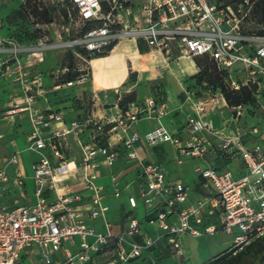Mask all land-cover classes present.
Returning a JSON list of instances; mask_svg holds the SVG:
<instances>
[{
  "label": "built area",
  "instance_id": "built-area-1",
  "mask_svg": "<svg viewBox=\"0 0 264 264\" xmlns=\"http://www.w3.org/2000/svg\"><path fill=\"white\" fill-rule=\"evenodd\" d=\"M69 1L82 31L66 46L98 56L131 38L143 42L147 51L162 54L167 67L181 59L208 56L230 76L227 84L232 89L256 87L258 107L250 115L255 116L256 110L264 115V33L243 29L254 2ZM6 43L8 49L0 48V54L8 56L0 61V77L20 85L21 99H14L2 117L13 120L26 115L31 130L24 150L40 158L27 176L20 159L24 150L0 155V264H25L34 257L44 264H97L100 258L107 260L104 264H130L149 257L155 263L157 251H167L182 263L187 259V235H232L234 254L264 238V126L252 123L243 129L238 125L246 106L231 108L221 89L197 91L178 81L179 110L191 109L185 119L186 136L162 123L171 110L152 92L125 108L120 106L119 93L115 103L67 120L63 110L36 103L46 100L49 89L59 93L88 82L91 70H81L73 81H55L46 90L41 73L31 78L36 61L23 62L18 56L23 51L32 55L43 51L26 50L14 40ZM224 108L232 109L228 119ZM215 112L221 114L220 129L211 120ZM145 121L158 125L145 131ZM257 136V141L245 142ZM162 145L175 149L179 164L186 157L199 161L196 172L204 193L200 200L189 204L192 186L172 178L160 161L149 159L150 155L142 158L138 152L142 147L152 154V149ZM237 160L243 174L221 167ZM129 169L137 170L136 177L124 184ZM27 178L32 181L31 192ZM102 178L109 180L115 199L125 195L127 200L126 223L118 233L112 230ZM5 195L11 196L9 202L4 201ZM140 201L146 209L143 221L135 214ZM93 222H102L107 232H97Z\"/></svg>",
  "mask_w": 264,
  "mask_h": 264
},
{
  "label": "rangeland",
  "instance_id": "rangeland-1",
  "mask_svg": "<svg viewBox=\"0 0 264 264\" xmlns=\"http://www.w3.org/2000/svg\"><path fill=\"white\" fill-rule=\"evenodd\" d=\"M17 1L18 0H0V10H9V13L7 15H3L2 17H0V48L8 49L10 44L6 43V40L9 39L14 40L17 44H19L26 50L31 47L35 49L34 51H43L41 52L42 54L37 55H32L30 52L23 51L18 55L23 62H28L29 60L36 61V64L33 65L34 67L31 72V78L34 75H38L39 73H41L43 79L52 78V82L55 83V81H59L64 78L65 74L68 72H72L73 74L78 73V77L81 70L90 69L89 60L94 56H91L88 52L87 54H81V47L66 46V43L68 41L74 40L80 35L82 31V28L79 27V25H77L75 22V17L72 15V8L68 5L67 2L68 0H32V4L36 3L37 5H40L42 7H48L49 9L54 10V22L48 25L42 24L40 22L35 23L37 22V19L34 16L29 17L30 21H22L20 19H16L13 15V12L23 8L22 4L20 5L16 3ZM234 1L239 3V0ZM64 6L68 10V17L63 15L61 12V9ZM243 29L246 32H264L263 5L261 7V12L255 13L254 9H251L244 23ZM31 35H34V37L37 36L39 38L29 39L28 37ZM7 57L8 56L6 54H0V61L5 60ZM42 57L43 60L40 61L39 58ZM180 62L185 63L186 65L195 66V69L192 71L190 70V72L196 73H194V75L186 76L184 82L185 86H189L190 89H195L198 91L201 88H208L209 90H212V88H216V86L218 85V82H216L217 80H214L213 77H210L213 75V72H210L208 70L205 71L207 68L209 69L211 67L210 62L206 58L201 57L193 61L182 59L178 61V63ZM202 72H204V74ZM197 78L199 79V82L196 81L191 85H186V83H190L191 80ZM210 78L213 79V81ZM235 79L236 76L233 74V80ZM5 81L0 77V108H7L9 106L11 98H9L8 96L10 95L12 96V99L13 97L21 99L19 98L21 97L20 85L16 82L9 85L7 84L8 82ZM84 84L85 83L81 85H75L71 88L64 89L59 93L53 94L55 98H52V100L54 101L59 100L58 102L63 103L70 101V106H68V108L70 110V115L73 118H67V120L82 118L86 115L91 114L92 112L95 113L100 109L104 102L101 98H99L100 96H95L94 93L83 88ZM170 84L172 87H170L169 90L171 89V91L174 92V90L177 89V85L172 81ZM148 85L152 86V84ZM143 87V85L138 87L137 94L140 101L143 94ZM162 90L166 92L167 102V88L162 86ZM127 94L128 93H124V96H126ZM118 96L119 95L117 94L116 96H114V101H117ZM178 97L180 99L182 98L181 93L178 94ZM161 99H163V97L159 96V100ZM261 100L262 102H264V97ZM170 104L172 105V102H170ZM222 111L224 112L225 117L228 119L230 117L232 109L230 110L224 108ZM255 113V116H251L249 114V110H246L238 125L243 129L249 128L250 124L252 123L264 126V115L260 110H256ZM20 120L18 121L21 123L16 121L15 126L0 121V134L2 135V137L0 138V155L3 157H8V155H10L13 150H15L17 144L19 145L18 148L23 150V147L25 145V137L29 131L30 126L27 121ZM211 120L216 129H220L223 127L220 112L213 113L211 115ZM231 128L234 129V126H231ZM257 139L258 136L252 139H245V142H255L257 141ZM174 150L175 149L172 147L163 149V145L160 147L158 146L155 149H152V152L154 153L156 158L153 159L152 157H149V159L160 161L171 173H180L181 171L186 176L192 175L194 173L195 167L199 164V161L197 159L186 157L183 158L182 163L179 164L178 160L175 158L176 154ZM23 152L24 168H26L28 174L31 175V164L40 158V154L29 152L27 150H24ZM236 163L237 164L235 167L238 168L239 166H242L239 160H237ZM201 165L204 166V164L202 163ZM243 168L245 169V167ZM135 214L138 219H142V221L143 219H145L146 209L141 201L139 202V209ZM224 237H229V235L221 232L216 233V235L214 236L204 235L203 239L201 238V250H204L207 246L209 247L211 243H214L213 246H215L216 248L223 245L221 251H225L226 248L223 244ZM215 243L218 245H215ZM240 252H243L244 255L238 258L236 261L234 260L235 262L233 264H264V238L259 241H255L250 247L246 248L243 251H239V253ZM235 254L233 251H229L220 258L215 259L207 264H230L229 261L232 260V256H235ZM109 257L110 255L105 256L106 259H109ZM106 261L104 258H100L98 264H104L106 263ZM25 264L44 263L40 262L38 257H34L25 260ZM136 264H144V262L138 260L136 261Z\"/></svg>",
  "mask_w": 264,
  "mask_h": 264
},
{
  "label": "crops",
  "instance_id": "crops-1",
  "mask_svg": "<svg viewBox=\"0 0 264 264\" xmlns=\"http://www.w3.org/2000/svg\"><path fill=\"white\" fill-rule=\"evenodd\" d=\"M24 0H18L16 3L23 4ZM9 13V10H0V17L3 15H7ZM1 34V33H0ZM1 36V35H0ZM141 47L143 50H141ZM145 45L143 42H139L135 39L131 38H125L119 42H117L107 53L99 56H94L89 60L90 70H91V79L84 84V87L86 90L91 91L95 94V96H100L104 102L103 104H112L115 103L114 96L116 94L122 93V97L124 96V93H130L133 91L138 92V87L143 85V91H142V97H148L151 94V89L148 84H152L154 86L156 85H162L167 88L168 91V101L167 105L168 108L171 110L170 113L165 116L162 119V123H164L167 126H170L171 128H175L180 130L181 134L183 136H186V130H185V119L186 116L191 112V109L188 106H185L184 109L179 110V106L182 102V98L180 99L178 97V94L181 93V88L178 86V81L185 82L186 76L188 75H194L196 72H190V70H194L195 66L193 65H186L185 63H178L173 62L170 64L169 67L165 66V59L159 52L155 51H147L146 48L144 49ZM182 60V59H181ZM5 81V80H4ZM52 78H44L43 83L45 87L48 90L54 82H52ZM171 81L174 82L177 85V89L174 90V92L169 90L171 86ZM7 82V81H5ZM192 83H195V80H191L190 83H186V85H191ZM11 85V83H7ZM86 85V86H85ZM171 91V92H170ZM53 92H49L46 94V100L37 102L36 106L42 107V108H52V109H61L63 110L66 118H73L70 115V110L68 106H70V101L68 102H58L52 100V98H55L53 96ZM11 98L10 103L17 99L16 97L8 96ZM8 98V99H9ZM117 98V97H116ZM142 99V98H141ZM172 102V105L170 104ZM10 105V104H9ZM171 105V106H170ZM9 107V106H8ZM7 107V108H8ZM7 108L2 107L0 108V121H3V123H9L11 125H16V121L18 120H25L28 122L29 126V120L27 119L26 115L21 114L15 116L13 120L11 119H4L3 113ZM74 114V113H73ZM224 114V112H223ZM24 115V116H23ZM225 116V114H224ZM19 117V118H18ZM25 117V118H21ZM20 120V121H21ZM19 122V121H18ZM21 123V122H19ZM158 125L157 121H145L142 124L143 130H148L153 127H156ZM31 130V126L29 128L27 135L29 134ZM2 135L0 134V138ZM26 137H25V145L23 147V150L26 147ZM19 145H16V148L14 151H22L18 148ZM170 147L168 145L163 146V149ZM12 152V153H13ZM139 154L142 158H147L149 155L155 159V155L152 152V154L147 153L144 148L138 149ZM23 151L20 154L21 164L23 165ZM10 156V155H8ZM149 156V157H150ZM176 158V157H175ZM35 162V161H34ZM33 162V163H34ZM31 169L32 171V165ZM222 163L221 167L225 170H235L237 175L243 174L244 170H239V168L236 166V161L230 164ZM196 166V165H195ZM199 166V164L197 165ZM196 166V167H197ZM196 167L194 169V173L192 175L186 176L184 173L180 171V173H171L169 170V174L172 178H175L176 180H181L185 183H188L192 186L193 192L190 195L189 198V204L196 202L197 200H200L204 193L201 190L200 183L201 179L199 178L198 173L196 172ZM23 171L27 176H29L27 169L24 168L23 165ZM125 177H124V184H128L131 182L132 179L136 177L137 170L135 169H129L127 171ZM12 174H14L13 171H11ZM103 173L106 174L107 170H103ZM29 191H32V181L30 178L26 179ZM100 183L104 184L106 186V202L111 206L110 212H109V219L113 224V232L118 233L120 232L126 223L127 218V212H128V204L125 195L122 199H115L112 196L109 180L107 178H102L100 180ZM135 192V189L132 190ZM11 200V196H4V201L9 202ZM214 221V218L210 219L207 224ZM92 225L94 226L95 230L100 233H106V227L102 222H93ZM147 231H150L152 235H156V232L154 230H151L148 228V226H145ZM218 233V232H217ZM223 233V232H221ZM226 234V233H224ZM204 235L207 236H214L215 234H202L199 237H194L187 235L184 237V245L187 252V259L186 261L179 263L175 261L170 256H167L166 251L159 252L157 251L154 255H156V262L154 263L150 257L147 258L149 260L144 261V264H207L215 259H217L219 256L223 255L224 253L231 250L233 245V239L234 237L232 235H229V237L223 238V244L226 248L225 251H221L223 248L218 247L216 248L213 246L214 243H211L209 247L207 246L204 250H201V238L203 239ZM228 235V234H226ZM218 241V240H216ZM215 245H218L215 243ZM99 259L96 261L98 262ZM141 261V260H139ZM173 262V263H172ZM98 264V263H97ZM136 264V263H135Z\"/></svg>",
  "mask_w": 264,
  "mask_h": 264
},
{
  "label": "trees",
  "instance_id": "trees-1",
  "mask_svg": "<svg viewBox=\"0 0 264 264\" xmlns=\"http://www.w3.org/2000/svg\"><path fill=\"white\" fill-rule=\"evenodd\" d=\"M243 1L244 0H239V2H243ZM250 1L254 2L252 5V9H254V12L255 13L261 12V7H262V5L264 6V0H250ZM67 2H68V5L72 8V15L76 18L77 17V11L75 9H73V5L70 3L69 0ZM22 6H23V8L19 9L18 11L13 12V15L16 19H20L22 21H30L29 17L34 16L37 19V22H35V23L40 22L42 24L48 25V24H51L54 22V16H53L54 10H51L48 7H42L40 5H37L36 3L32 4V0H26L22 4ZM61 12L63 15L68 17V10L65 8V6L61 9ZM260 33H264V32H260ZM28 38L29 39H38L39 37H37V36L34 37V35H31ZM144 49H145V47H144ZM141 50H143L142 47H141ZM80 51H81V54H87V51L84 49H82ZM201 57L206 58L210 62L211 67L209 69L207 68L205 71L208 70L210 72H213V75L210 77H213V79L217 80L216 82H218L217 83L218 85L216 86V88H212V90L214 91V89H215V91H216L218 89H221V91L223 92V94L226 98L228 105L231 108L237 107V106H246L249 110V114H254V110L258 107V103H257L256 97H255L256 87L241 86L239 90L232 89L227 84L228 81H230V76H228V74L226 72L220 71L217 68L215 62L212 59H210V57H208V56H201ZM201 57H197L196 59L201 58ZM202 73L204 74V72H202ZM77 75H78V73L73 74L72 72H68L65 74V77L62 78L61 80H59L58 82L73 81L77 78ZM199 76H200V74H199ZM213 79H211V80L213 81ZM194 80H195V82L196 81L199 82L198 78L194 79ZM188 88H190V87L188 86ZM150 89H151V92L153 93V95L157 96V94H158V95L163 97L164 102L166 101V92H164L162 90V86L152 85V86H150ZM201 89L209 90L208 88H201ZM137 99H138L137 92L136 91L130 92L126 96L122 97V100L120 101V106L122 108H125V106L128 103L134 102ZM250 246H248V247H250ZM228 252H226V253H228ZM166 253H167V256H169L167 251H166ZM226 253H224L223 255H225ZM223 255H221V256H223ZM243 255H244L243 252L239 253V251H238L235 254V256H232L233 258H232V260L229 261V263L233 264L238 258L242 257ZM221 256H219L218 258H220ZM146 260H149V259H147V258L141 259V261H143V262ZM136 261H138V260H135V261L131 262L130 264H135Z\"/></svg>",
  "mask_w": 264,
  "mask_h": 264
}]
</instances>
